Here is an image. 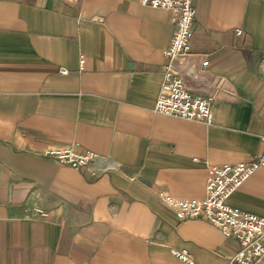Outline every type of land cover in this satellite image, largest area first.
I'll list each match as a JSON object with an SVG mask.
<instances>
[{"label": "crops", "instance_id": "0c3cea01", "mask_svg": "<svg viewBox=\"0 0 264 264\" xmlns=\"http://www.w3.org/2000/svg\"><path fill=\"white\" fill-rule=\"evenodd\" d=\"M193 3L192 50L172 63L189 90L214 97L212 125L154 112L170 11L141 0H0V264H184L172 249L229 264L236 240L181 221L158 194L202 200L210 167L261 152L264 0ZM53 150L93 152L95 174ZM228 203L264 218V170ZM35 208L47 216L30 218Z\"/></svg>", "mask_w": 264, "mask_h": 264}, {"label": "built area", "instance_id": "2783aa9c", "mask_svg": "<svg viewBox=\"0 0 264 264\" xmlns=\"http://www.w3.org/2000/svg\"><path fill=\"white\" fill-rule=\"evenodd\" d=\"M77 2L82 0H76ZM145 6L170 11L175 23V33L165 55L170 62L165 67L160 95L154 112L188 121L214 122V97L194 94L186 86L183 74L172 60L177 55L189 54L195 37L196 10L193 0H141ZM237 34L242 35V30ZM85 60H80L84 70ZM204 62L203 66H208ZM63 73H68L64 70ZM60 164L76 170H92L98 156L93 152L78 153L73 150H53L47 153ZM258 170H264V137L262 150L252 160L238 164H226L209 168L206 196L202 200H181L164 192L159 198L174 210L181 221L204 220L218 228L226 239L236 240L239 250L229 264H264V218L244 212L229 205L230 197ZM1 207V204H0ZM46 217L41 208H35L30 218ZM172 254L184 264H198L187 250L172 249Z\"/></svg>", "mask_w": 264, "mask_h": 264}]
</instances>
